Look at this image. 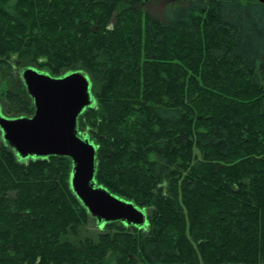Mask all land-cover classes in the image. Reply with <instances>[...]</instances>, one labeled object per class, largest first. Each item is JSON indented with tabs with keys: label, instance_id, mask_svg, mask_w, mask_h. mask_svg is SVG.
Segmentation results:
<instances>
[{
	"label": "trees",
	"instance_id": "16d2710c",
	"mask_svg": "<svg viewBox=\"0 0 264 264\" xmlns=\"http://www.w3.org/2000/svg\"><path fill=\"white\" fill-rule=\"evenodd\" d=\"M81 72L97 187L146 214L104 223L68 157L21 159L0 132V264H264V4L0 0V113L19 77Z\"/></svg>",
	"mask_w": 264,
	"mask_h": 264
},
{
	"label": "water",
	"instance_id": "95a60500",
	"mask_svg": "<svg viewBox=\"0 0 264 264\" xmlns=\"http://www.w3.org/2000/svg\"><path fill=\"white\" fill-rule=\"evenodd\" d=\"M259 2L264 4V0ZM21 75L35 113L32 117L16 119L0 115L3 141L21 159L70 158L73 190L98 221L144 225L143 210L96 186V147L82 138L78 130L79 116L93 103L89 78L81 72L54 78L33 68L22 70Z\"/></svg>",
	"mask_w": 264,
	"mask_h": 264
},
{
	"label": "rangeland",
	"instance_id": "374dc122",
	"mask_svg": "<svg viewBox=\"0 0 264 264\" xmlns=\"http://www.w3.org/2000/svg\"><path fill=\"white\" fill-rule=\"evenodd\" d=\"M20 74V73H19ZM7 85L6 83H3L2 81L0 82V92L4 93L7 90ZM1 115V113H0Z\"/></svg>",
	"mask_w": 264,
	"mask_h": 264
},
{
	"label": "flooded vegetation",
	"instance_id": "af4514ba",
	"mask_svg": "<svg viewBox=\"0 0 264 264\" xmlns=\"http://www.w3.org/2000/svg\"><path fill=\"white\" fill-rule=\"evenodd\" d=\"M19 77H21V79H22V75H21V73L19 74Z\"/></svg>",
	"mask_w": 264,
	"mask_h": 264
}]
</instances>
